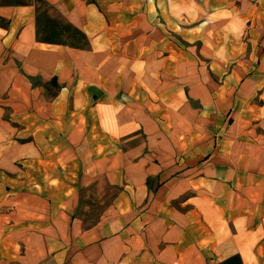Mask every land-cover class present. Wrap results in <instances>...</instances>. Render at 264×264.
Wrapping results in <instances>:
<instances>
[{
    "label": "crops",
    "instance_id": "0c3cea01",
    "mask_svg": "<svg viewBox=\"0 0 264 264\" xmlns=\"http://www.w3.org/2000/svg\"><path fill=\"white\" fill-rule=\"evenodd\" d=\"M45 1L90 48L0 7V264H264V0Z\"/></svg>",
    "mask_w": 264,
    "mask_h": 264
},
{
    "label": "trees",
    "instance_id": "16d2710c",
    "mask_svg": "<svg viewBox=\"0 0 264 264\" xmlns=\"http://www.w3.org/2000/svg\"><path fill=\"white\" fill-rule=\"evenodd\" d=\"M34 6L36 9V39L39 43L61 45L73 49L90 48L86 35L53 13L45 0H0V7ZM9 22L0 18V28L7 29ZM222 264H243L239 256Z\"/></svg>",
    "mask_w": 264,
    "mask_h": 264
},
{
    "label": "rangeland",
    "instance_id": "374dc122",
    "mask_svg": "<svg viewBox=\"0 0 264 264\" xmlns=\"http://www.w3.org/2000/svg\"><path fill=\"white\" fill-rule=\"evenodd\" d=\"M108 195H110V191L108 190ZM106 193V194H107ZM108 201L96 198L92 199L91 201H88L90 203L86 207L84 206L82 208V212H80V217L84 220V226L90 227L97 224V221L99 220L102 212L106 209V203ZM103 203V205H101Z\"/></svg>",
    "mask_w": 264,
    "mask_h": 264
}]
</instances>
